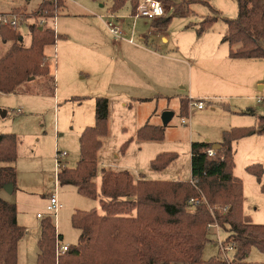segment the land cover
Instances as JSON below:
<instances>
[{
	"label": "rangeland",
	"instance_id": "1",
	"mask_svg": "<svg viewBox=\"0 0 264 264\" xmlns=\"http://www.w3.org/2000/svg\"><path fill=\"white\" fill-rule=\"evenodd\" d=\"M112 1L68 0L66 4L64 0L63 4L67 7L57 15L56 22L57 32L67 35V38L58 40L56 46L46 47V54L52 65L51 75L54 77L55 74L56 79L53 80L50 75L44 82L36 84L34 88L42 95L0 93V132H13L20 137L17 159L19 189L6 195V198L17 203L21 222L32 229L38 225L37 213L45 212L49 194L54 191L58 152L67 153L62 158L63 168L65 165L76 166L80 159V134L85 126L96 122V96L109 99L108 134L103 137L98 154V171L94 179L98 198H89L79 193L74 185L59 184L58 187V195L64 204L58 214V228L64 234L65 243L62 244L67 245L78 242L80 231L73 227L71 221L76 210L96 208L102 212L99 198L104 167L115 169L114 171L129 170L135 176L143 174L152 180L188 181L192 178V142L208 140V136L217 131L220 135L222 127L226 130L230 127L253 126L258 115L264 116V104H259L256 100L262 94L260 85L264 86L263 60H259L260 64L251 71L234 69L227 80L220 77L226 71L223 59L230 50L228 43L223 40L227 24L221 17H237L236 0H196L190 4L188 2L191 0H159L166 9V16L174 15L166 30L167 35L172 36V42H180L179 54L169 51L168 46L156 35L147 33L153 21L144 17L137 30L147 36V41L141 40V33L135 35L134 45L124 39L115 41V36L106 23L110 20V17L106 18V13ZM144 1L140 0L139 5ZM177 5L181 8L179 13H176ZM62 8L54 11V15ZM46 11L44 14L48 17ZM120 11L118 14L129 12L130 4ZM17 12L27 17L39 15L29 14L22 9ZM101 15L106 16L105 21L100 18ZM207 16H216L219 20L210 29L198 34L196 25ZM36 24L39 25L38 21ZM19 31L28 45L31 36L27 25H23ZM1 43L0 40V45ZM136 45L150 48L145 50ZM55 47L57 59L53 57ZM159 51L162 56L156 54ZM94 62L102 66L101 70L95 69ZM55 63H59V66ZM83 73L88 76L85 81L89 79L88 82L96 84L98 90L105 94L76 98L84 96L77 93L76 85L84 81L81 80ZM138 75H150L154 86L149 90L142 85L134 88ZM123 82L133 87L124 89L125 85L121 84ZM185 97L191 99L188 105L189 115L183 117L180 115V107L181 100ZM199 101L206 103V111L201 112L193 106ZM166 111L174 112V117L165 128L163 139H140L138 130L148 122L163 125L162 116ZM183 118L189 122L187 126L182 124ZM259 135L261 136L245 137L236 145L234 172L242 179L243 184L246 182L248 200L245 212L254 223L264 224V192L256 176L246 169L254 163H260L264 168V134ZM125 144L127 145L123 151ZM161 152H176L178 159L159 172L151 168V161ZM262 182L264 183V175ZM199 194V197L193 198H202V202L208 204L201 190ZM197 205L191 204L189 199V210H195ZM48 218L53 222V218ZM208 224L203 260L216 257L222 264H234L232 251L228 253L231 262L223 260V253L212 230L208 229ZM228 230V226L227 229H220V236L224 241L231 234ZM34 241L33 235L26 245V248L29 247L28 264L33 262L31 245ZM248 259L256 263L264 262V252L253 247Z\"/></svg>",
	"mask_w": 264,
	"mask_h": 264
},
{
	"label": "trees",
	"instance_id": "2",
	"mask_svg": "<svg viewBox=\"0 0 264 264\" xmlns=\"http://www.w3.org/2000/svg\"><path fill=\"white\" fill-rule=\"evenodd\" d=\"M63 1L46 0L34 13L43 14L47 10V16L52 17L54 11L64 6ZM128 2L132 13H136L140 0H113L111 11H119ZM236 2L237 17H221L227 24L223 40L230 46L229 57L264 60V0ZM177 6L176 13H179L181 8ZM172 20V16L161 17L152 25L168 28ZM218 20L216 16L204 18L197 24L198 34L210 29ZM30 31L31 43L25 45L21 33L1 27L2 39L14 43L0 59V93L19 92L29 77L51 73L45 49L54 45L58 36L48 25L40 29L32 24ZM189 102V97L181 100L180 115L183 117L189 115ZM95 118V124L87 126L80 135L77 165L61 169L58 180L59 184L74 185L79 193L96 199L98 188L94 178L98 171V154L102 138L108 134L107 97H96ZM166 127L146 123L138 130V137L161 140ZM254 134H264L262 115L253 126L224 131L219 143L192 142V178L188 181L152 180L143 174L135 179L129 170L102 169L99 198L102 212L94 208L73 213L72 225L80 231L78 242L59 256L56 244L57 237L61 236L56 225L48 217L42 219L36 264H222L216 257L203 260L207 224L214 217L222 227H229V240L236 247L234 264H264L248 260L253 247L264 252V224L254 223L244 214L243 181L234 172L235 143ZM215 144H220L217 156L209 158L205 150ZM18 146L17 134L0 133V161L15 163ZM177 159L176 152H161L152 159L151 168L163 171ZM246 169L256 176L264 192L263 165L254 163ZM17 177L14 164L0 167V188L11 183L15 190ZM200 190L208 204L202 202L195 210H189V199L199 197ZM225 206L227 211H222ZM26 232L27 229L18 223L17 205L0 197V264H19V242Z\"/></svg>",
	"mask_w": 264,
	"mask_h": 264
},
{
	"label": "crops",
	"instance_id": "3",
	"mask_svg": "<svg viewBox=\"0 0 264 264\" xmlns=\"http://www.w3.org/2000/svg\"><path fill=\"white\" fill-rule=\"evenodd\" d=\"M44 1H46V0H0V13H10V12H17V10H20V9H22V10H26L27 12H29V14H32V13H34L35 12V10L37 9V8H39V6L44 2ZM67 1L68 0H66V4H67ZM129 3V2H128ZM127 3V4H128ZM66 4L63 6V8L56 14V18H54V23L53 24H51L50 25V27H52L53 29H54V31H55V33H56V35L58 36L57 37V41L58 40H63V39H66L67 38V35H65V34H60V33H58L57 32V22H56V19H57V15H59L60 14V12H62L67 6H66ZM112 4H113V1H112ZM126 4V5H127ZM130 4V3H129ZM125 5V6H126ZM112 6V5H111ZM124 6V7H125ZM123 7V8H124ZM121 10V9H120ZM119 10V11H120ZM121 12V11H120ZM119 12V14H118V11H116V12H113V11H111V7H110V9H109V11L106 13V14H108V15H106V16H104V17H102V15H101V17L100 18H102L104 21H105V17L106 18H108V17H110V20L111 21H115L118 25H120L121 26V28H122V31H123V37L122 38H119V39H116V37H115V41H120V40H125V42H127V43H129V44H132V45H134L135 43H136V41H135V35L137 34V33H141L139 30H137V29H139L138 28V26L140 25V23H141V20L142 19H144L143 17H134V14L132 13V9H131V5H130V11L129 12H124V13H120ZM110 13V14H109ZM36 15H38V14H36ZM166 16V15H165ZM170 16H172V17H174V15H170ZM30 17V16H29ZM32 18H33V15L31 16ZM145 19H147V18H145ZM109 20V21H110ZM147 20H150V19H147ZM151 21V20H150ZM152 21H155V20H152ZM33 21H31L30 22V24L27 26L28 27V30H29V32H30V36H31V31H30V25H32L31 23H32ZM108 22V21H107ZM106 22V23H107ZM195 25V24H194ZM194 25H192V26H194ZM1 26V25H0ZM40 29H42L44 26H40V25H37ZM108 26V25H107ZM1 27H4V26H1ZM1 27H0V30H1ZM137 27V28H136ZM196 27H197V25H196ZM6 28H9V27H6ZM109 28V27H108ZM9 29H11V28H9ZM167 28H155L153 25H152V23H151V25L148 27V30H147V33H149V34H154V35H156L157 37H159L160 39H161V41H162V43L165 45V46H168V48H169V51H173L174 53H176V54H179L180 53V42L179 41H173L172 42V36H168L167 35V30H166ZM12 30H14V29H12ZM227 30V29H226ZM14 31H16V32H19V33H21L20 31H19V29L18 30H14ZM226 33V32H225ZM21 35H22V33H21ZM114 35V34H113ZM115 36V35H114ZM139 36H140V38H141V40H143V41H147L146 40V38H147V36H145V34H139ZM133 39L134 40V42H130L128 39ZM22 41H23V43L25 44V38H24V36L22 35ZM0 40H1V44L2 45H0V59L3 57V56H5L6 55V53L10 50V48H11V46L13 45V43H14V41L13 40H7V41H4L3 39H2V37H1V32H0ZM57 41H56V43L54 44L55 46L57 45ZM30 43H31V41H30ZM30 43L28 44V45H30ZM153 43L155 44V45H158L156 42H154L153 41ZM26 45V44H25ZM229 45V44H228ZM136 46H139V47H141V48H144L145 50H149V48H147V47H143V46H140V45H136ZM159 46V45H158ZM239 46V44L238 45H236V46H234V48H236V47H238ZM167 48V49H168ZM229 52V51H228ZM45 53H46V49H45ZM157 55H163L160 51L158 52V53H156ZM47 55V54H46ZM54 59H57L58 57H57V48L55 47V49H54ZM175 59H178V58H176V57H174ZM47 59H48V61H49V65H50V69H51V73H50V75L52 74V65H51V61H50V58H49V56L47 55ZM224 61H223V63H224V70L226 69V71H224L223 72V74L220 76L221 78H223L224 80H227L228 78H230V76H231V74H232V71H234V69H248V70H250L251 71V69L252 68H255L256 66H257V64H260V63H258L259 62V60L261 61V59H246V58H231V57H229V53L227 54L226 53V55H225V57H224V59H223ZM263 62H264V60H263ZM57 66H59V63H55ZM94 67H95V69H97V70H101V68H102V66L101 65H99V64H96L95 62H94ZM87 73H89V72H87ZM84 74V76L81 78V80H84L83 82H81V83H77L76 85H77V87H78V92L77 93H81L82 95H84V96H76V98H80V99H83V98H86V97H88L90 94L91 95H93V94H105V93H101L100 92V90H98V86L96 85V84H94V83H90V82H88V80L87 81H85V79L86 78H88V76H86V73H83ZM50 75H48V76H50ZM48 76H38V77H35L34 76V79L33 80H28L27 81V83H25L23 86H22V89L19 91V93H24V94H37V95H42L38 90H36L34 87L36 86V84H39L41 81H45L46 80V78L48 77ZM52 77H53V75H51ZM55 74H54V78H55ZM56 79V78H55ZM258 83V82H257ZM122 85H125V87H124V89H126L127 87H129V86H131V87H133L132 85H130V84H128L127 82L126 83H121ZM31 87H30V86ZM139 85H142V86H144V87H148L147 89L149 90V88L151 89L154 85H153V83L151 82V76L150 75H148V76H145V75H138V80H137V85L136 86H134V88H137V87H139ZM153 85V86H152ZM32 86H33V88H32ZM31 89H33V91L31 90ZM259 90L262 92V94H260V96L262 95V96H264V86L263 85H260V87H259ZM56 91V87H55V90H54V94L56 93L55 92ZM16 93H18V92H16ZM100 96V95H99ZM259 96V95H258ZM97 97V96H96ZM75 98V97H74ZM190 98V97H189ZM191 99V98H190ZM256 100H257V97H256ZM260 104V103H259ZM198 109V108H197ZM252 109V108H251ZM198 110H200V109H198ZM207 110V107H206V109H204V110H200L201 112H204V111H206ZM253 113H254V111L253 110H251ZM18 112H21V109H18ZM109 113H110V104H109ZM254 114H256V113H254ZM256 115H258V114H256ZM258 116H260V115H258ZM257 116V117H258ZM183 120H186L185 118H183L182 119V124H186V126L188 125V123L189 122H187L186 121V123H183ZM256 122H257V118H256ZM255 122V123H256ZM149 123V122H148ZM149 124H151V123H149ZM89 125V124H88ZM169 125V124H168ZM167 125V126H168ZM87 126H85L83 129H85ZM230 128H233V127H230ZM229 128V129H230ZM226 130H228L227 128H226ZM225 129H224V127H222V128H220V135L218 134V131H217V133L216 134H214V135H211V136H208V140H202V141H211V142H214V143H219L221 140H222V138H223V134H224V131H226ZM0 133H13V132H0ZM81 135V134H80ZM251 136H261V135H259V134H254V135H251ZM19 137V136H18ZM103 139V138H102ZM241 140H239V141H237L236 143H235V145H234V148H235V155H236V153H237V149H236V145H238V143L240 142ZM19 143H20V137H19ZM192 144V143H191ZM248 155H250L249 153H248ZM67 156V155H66ZM65 156V157H66ZM79 161V160H78ZM248 161V160H247ZM176 162V161H175ZM174 162V163H175ZM246 163H249V162H246ZM11 164H14L15 166H16V168H17V161L15 162V163H8V162H3V161H0V167H3V166H7V165H11ZM77 165V164H76ZM248 165V164H247ZM65 166H67V165H65ZM73 167H75V166H73ZM104 168H106V167H104ZM103 168V169H104ZM106 169H108V168H106ZM109 169H111V168H109ZM111 170H115V169H111ZM18 171V170H17ZM120 171V170H119ZM132 173V172H131ZM133 174V173H132ZM141 174V173H140ZM142 175V174H141ZM140 175V176H141ZM191 175H192V173H191ZM235 175H236V172H235ZM133 176L136 178V179H138V178H140V176L138 175V176H135L134 174H133ZM237 176V175H236ZM95 179V178H94ZM179 180H181V179H179ZM101 182H102V177H101ZM249 183H250V181H248ZM54 184H55V182H54ZM260 184V183H259ZM243 186H244V214L245 215H248L246 212H245V206H246V202H247V200H248V193H247V189H246V182H245V184H243ZM16 189H19L18 188V186H17V188ZM16 189L15 190H13V192L12 193H14L15 191H16ZM54 189H55V186H54ZM54 192V191H53ZM52 192V193H53ZM12 193H9L8 191H6L5 190V188L4 187H2V188H0V197H2V198H4V199H6V200H8L7 198H6V195H10V194H12ZM52 193H50L49 195H51ZM50 197V196H49ZM60 198V197H59ZM8 201H10V200H8ZM61 201V200H60ZM47 202H49V198L47 199ZM62 202V201H61ZM14 203V202H13ZM16 205H17V203H15ZM48 204V203H47ZM47 206V205H46ZM63 207H64V204H63ZM17 208H18V205H17ZM63 209V208H62ZM46 211V210H45ZM38 214V213H37ZM37 218V220L36 221H38V225H36L35 226V228H29L28 226H26V225H24L22 222H21V218H20V216H19V211H18V223L20 224V225H22V226H24L26 229H27V232H26V234H25V236L20 240V242H19V251H18V257H19V264H28V261H29V257H28V249H29V247L28 248H26V245L28 244V242H29V239H30V237L31 236H33L34 235V238H35V241H36V243H35V241L32 243V245H31V249H32V251H33V262L32 263H29V264H35V262H36V260H37V255H38V240H39V238H40V235H41V221H42V219L41 218H39L38 216L36 217ZM35 221V222H36ZM254 222V221H253ZM54 223V222H53ZM55 225H56V230H57V233L61 236L60 237V241H61V243H65L64 242V234H63V232H61L60 231V229L58 228V219H57V222H55L54 223ZM31 232V233H30ZM79 235H80V233H79ZM21 246H23L24 247V249H22V247ZM35 249V250H34ZM37 250V251H36ZM23 251H24V255H23ZM34 252H35V255H34ZM36 259V260H35ZM249 260V259H248ZM250 261V260H249Z\"/></svg>",
	"mask_w": 264,
	"mask_h": 264
},
{
	"label": "built area",
	"instance_id": "4",
	"mask_svg": "<svg viewBox=\"0 0 264 264\" xmlns=\"http://www.w3.org/2000/svg\"><path fill=\"white\" fill-rule=\"evenodd\" d=\"M48 1V0H47ZM47 12V11H46ZM45 13V11H44ZM39 14L35 17H27L22 13L19 12H10V13H0V25L4 27H9L14 30H18L23 25H29L31 21H33L31 24H36L38 21V24L40 26L48 25L54 23V18H56V14L52 17H46L45 14ZM166 15V9L161 1L159 0H145L142 2L138 7L136 14H134V17H144L150 20H157L163 16ZM37 25V24H36ZM107 25L110 29V31L115 35L116 39L123 37V31L120 25H118L115 21H108ZM130 42H134V40L128 39ZM257 101L260 104H264V96H257ZM193 106L197 107L200 110L206 109V103L199 101L195 102ZM183 123H186L185 120H183ZM209 158H213L217 156V149L209 148L205 150ZM67 155L66 152H58L57 158H56V178H55V189L54 192L49 197V202L46 206V211L44 213H38L37 216L41 219L51 217L53 218V222H57L58 214L60 210L63 208V203L60 201L59 195H58V187H59V180H58V174L60 170L64 167L62 158ZM202 201H204L202 198H191L190 203L191 204H199ZM227 207H224L222 210L227 211ZM221 225L217 221V219L214 217V220L208 224V229L213 232V235L216 237V243L220 246L221 253H223V260H231L228 256V253L231 251L236 252L235 244L227 239L226 241L221 239L220 236V229ZM69 246L67 244H62L59 237H57V244H56V253L57 255H61L69 250ZM233 260V259H232ZM231 262V261H230Z\"/></svg>",
	"mask_w": 264,
	"mask_h": 264
},
{
	"label": "water",
	"instance_id": "5",
	"mask_svg": "<svg viewBox=\"0 0 264 264\" xmlns=\"http://www.w3.org/2000/svg\"><path fill=\"white\" fill-rule=\"evenodd\" d=\"M33 79H34V76H31V77L28 78V80H33ZM173 117H174V112H172V111L164 112V114L162 116L163 125L167 126L170 123V121L172 120ZM213 148L218 150L220 148V144H215L213 146ZM4 188L9 193H12L13 190H14V185L10 183V184L5 185Z\"/></svg>",
	"mask_w": 264,
	"mask_h": 264
}]
</instances>
